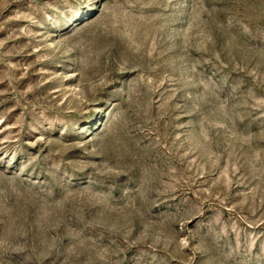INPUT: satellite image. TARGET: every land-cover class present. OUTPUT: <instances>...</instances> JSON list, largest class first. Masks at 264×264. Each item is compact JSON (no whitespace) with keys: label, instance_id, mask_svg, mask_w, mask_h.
I'll return each mask as SVG.
<instances>
[{"label":"rangeland","instance_id":"obj_1","mask_svg":"<svg viewBox=\"0 0 264 264\" xmlns=\"http://www.w3.org/2000/svg\"><path fill=\"white\" fill-rule=\"evenodd\" d=\"M0 264H264V0H0Z\"/></svg>","mask_w":264,"mask_h":264}]
</instances>
